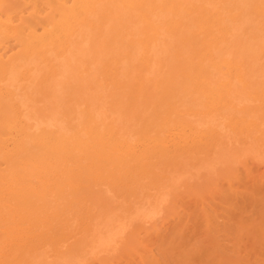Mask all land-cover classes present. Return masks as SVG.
Returning <instances> with one entry per match:
<instances>
[{"label":"bare ground","instance_id":"obj_1","mask_svg":"<svg viewBox=\"0 0 264 264\" xmlns=\"http://www.w3.org/2000/svg\"><path fill=\"white\" fill-rule=\"evenodd\" d=\"M0 264H264V0H0Z\"/></svg>","mask_w":264,"mask_h":264}]
</instances>
